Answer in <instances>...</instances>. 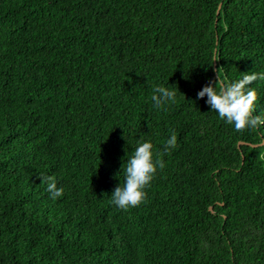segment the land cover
<instances>
[{
  "label": "trees",
  "instance_id": "trees-1",
  "mask_svg": "<svg viewBox=\"0 0 264 264\" xmlns=\"http://www.w3.org/2000/svg\"><path fill=\"white\" fill-rule=\"evenodd\" d=\"M218 69L264 72V0H0V264H264V126L197 99ZM170 130L147 202L112 205L137 142Z\"/></svg>",
  "mask_w": 264,
  "mask_h": 264
},
{
  "label": "clouds",
  "instance_id": "clouds-1",
  "mask_svg": "<svg viewBox=\"0 0 264 264\" xmlns=\"http://www.w3.org/2000/svg\"><path fill=\"white\" fill-rule=\"evenodd\" d=\"M214 61H216L214 59ZM220 69L217 79L210 80L198 93L197 99L207 97L206 103L220 120L232 125L237 132L256 130L264 126V112L256 114L259 95L255 87L256 81H264V72L241 73L237 80L225 81L221 78ZM178 89L157 85L152 89L153 106L159 110H167V106L176 102ZM183 95V94H182ZM178 147L177 133L170 130V137L164 142L162 150H157L150 141H138L131 156L123 164L124 180L114 188L110 203L122 211H129L145 204L152 182L158 170L166 165L163 157L170 155ZM41 183L46 185L51 199L56 200L64 195V189L57 186L56 177L42 175Z\"/></svg>",
  "mask_w": 264,
  "mask_h": 264
},
{
  "label": "water",
  "instance_id": "water-1",
  "mask_svg": "<svg viewBox=\"0 0 264 264\" xmlns=\"http://www.w3.org/2000/svg\"><path fill=\"white\" fill-rule=\"evenodd\" d=\"M241 143H243L242 141H240L238 144H241Z\"/></svg>",
  "mask_w": 264,
  "mask_h": 264
}]
</instances>
